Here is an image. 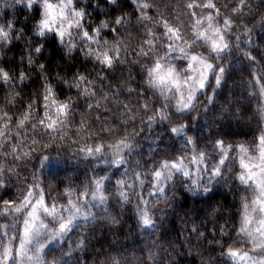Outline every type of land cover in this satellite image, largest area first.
<instances>
[{
  "label": "clouds",
  "instance_id": "1",
  "mask_svg": "<svg viewBox=\"0 0 264 264\" xmlns=\"http://www.w3.org/2000/svg\"><path fill=\"white\" fill-rule=\"evenodd\" d=\"M0 264H264V0H0Z\"/></svg>",
  "mask_w": 264,
  "mask_h": 264
}]
</instances>
